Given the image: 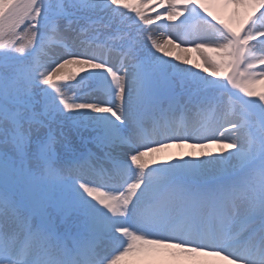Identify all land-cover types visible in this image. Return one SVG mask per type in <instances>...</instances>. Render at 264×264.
I'll return each mask as SVG.
<instances>
[{"label":"snow or ice","instance_id":"obj_1","mask_svg":"<svg viewBox=\"0 0 264 264\" xmlns=\"http://www.w3.org/2000/svg\"><path fill=\"white\" fill-rule=\"evenodd\" d=\"M0 264H264V0H0Z\"/></svg>","mask_w":264,"mask_h":264},{"label":"bare ground","instance_id":"obj_2","mask_svg":"<svg viewBox=\"0 0 264 264\" xmlns=\"http://www.w3.org/2000/svg\"><path fill=\"white\" fill-rule=\"evenodd\" d=\"M170 23H172V22H170ZM178 63V62H177ZM174 151V150H173ZM186 151V150H185Z\"/></svg>","mask_w":264,"mask_h":264},{"label":"rangeland","instance_id":"obj_3","mask_svg":"<svg viewBox=\"0 0 264 264\" xmlns=\"http://www.w3.org/2000/svg\"><path fill=\"white\" fill-rule=\"evenodd\" d=\"M174 151H176V150L174 149Z\"/></svg>","mask_w":264,"mask_h":264}]
</instances>
